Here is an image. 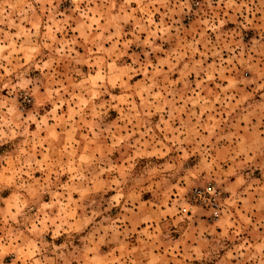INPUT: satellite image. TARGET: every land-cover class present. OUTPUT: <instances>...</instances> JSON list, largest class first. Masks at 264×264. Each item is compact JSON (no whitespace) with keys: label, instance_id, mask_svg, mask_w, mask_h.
Masks as SVG:
<instances>
[{"label":"rangeland","instance_id":"1","mask_svg":"<svg viewBox=\"0 0 264 264\" xmlns=\"http://www.w3.org/2000/svg\"><path fill=\"white\" fill-rule=\"evenodd\" d=\"M262 120L264 0H0V264H264Z\"/></svg>","mask_w":264,"mask_h":264},{"label":"built area","instance_id":"2","mask_svg":"<svg viewBox=\"0 0 264 264\" xmlns=\"http://www.w3.org/2000/svg\"><path fill=\"white\" fill-rule=\"evenodd\" d=\"M191 202H200L216 207L218 205L216 188L212 184L204 187H195L191 193Z\"/></svg>","mask_w":264,"mask_h":264},{"label":"crops","instance_id":"3","mask_svg":"<svg viewBox=\"0 0 264 264\" xmlns=\"http://www.w3.org/2000/svg\"><path fill=\"white\" fill-rule=\"evenodd\" d=\"M261 125L264 127V120H262L261 122H258V130H259V128H260ZM259 132H261V136H262L261 139L264 138V136L262 135V132H264V130H261V131L259 130ZM259 154H260V151H254L253 152V156L254 157L256 155L260 156Z\"/></svg>","mask_w":264,"mask_h":264}]
</instances>
